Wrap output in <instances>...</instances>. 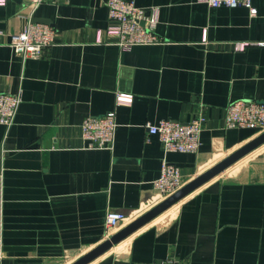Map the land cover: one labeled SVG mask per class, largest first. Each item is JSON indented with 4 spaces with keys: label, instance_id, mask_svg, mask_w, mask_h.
Returning a JSON list of instances; mask_svg holds the SVG:
<instances>
[{
    "label": "crops",
    "instance_id": "0c3cea01",
    "mask_svg": "<svg viewBox=\"0 0 264 264\" xmlns=\"http://www.w3.org/2000/svg\"><path fill=\"white\" fill-rule=\"evenodd\" d=\"M133 1L157 8L161 44L117 46L106 0L0 4V92L20 96L13 124L0 125L2 264H72L106 240L108 210L126 217L120 230L161 202L152 183L163 160L186 184L260 134L226 128L225 113L233 101L264 103V0H251L255 15L205 0ZM28 23L54 31L37 59L9 45ZM117 93L131 103L117 105ZM111 111L112 148H88L82 122ZM198 115L195 153H165L146 129ZM166 260L264 264V144L89 264Z\"/></svg>",
    "mask_w": 264,
    "mask_h": 264
},
{
    "label": "built area",
    "instance_id": "2783aa9c",
    "mask_svg": "<svg viewBox=\"0 0 264 264\" xmlns=\"http://www.w3.org/2000/svg\"><path fill=\"white\" fill-rule=\"evenodd\" d=\"M5 0H0L3 4ZM36 8L42 3H58L62 0H23ZM212 8L245 7L251 15L256 14L251 0H205ZM109 25L106 33L116 39L115 44L122 49L135 45H156L163 40L155 33L158 10L155 7L145 10L135 5L133 0H106ZM2 32H0V35ZM54 31L44 24L28 23L20 32L11 36L10 48L23 58H39L53 45ZM247 44L236 43L235 49L242 50ZM132 101L129 94H116L117 105H127ZM20 96L0 92V125L11 126L14 122ZM204 116L198 115L188 123L174 120H161L156 124L147 123L149 135H155L162 143L163 152L195 153L200 147V134L204 128ZM115 113L107 112L98 117H88L81 124V136L90 149H110L114 144L116 130ZM225 127L249 129L261 133L264 131V103L254 100L231 102L225 113ZM184 185L179 168L166 160L162 161L159 177L153 181L152 190L156 200H164ZM126 217L116 211L108 210L104 227L106 237L118 230ZM4 258L3 236L0 228V264ZM162 264H174L166 260Z\"/></svg>",
    "mask_w": 264,
    "mask_h": 264
},
{
    "label": "water",
    "instance_id": "95a60500",
    "mask_svg": "<svg viewBox=\"0 0 264 264\" xmlns=\"http://www.w3.org/2000/svg\"><path fill=\"white\" fill-rule=\"evenodd\" d=\"M264 144V131L258 136L244 144L242 147L225 157L223 160L203 172L202 174L195 177L190 182L184 184L176 192L153 206L147 212L134 219L126 226L113 233L109 238H106L103 242L98 244L92 250L82 255L72 264H89L99 256L103 255L105 252L110 250L113 246L117 245L124 239L128 238L141 227L148 224L150 221L154 220L156 217L164 213L166 210L170 209L172 206L176 205L192 192L200 188L202 185L221 174L228 167L233 165L235 162L245 157L259 146Z\"/></svg>",
    "mask_w": 264,
    "mask_h": 264
},
{
    "label": "rangeland",
    "instance_id": "374dc122",
    "mask_svg": "<svg viewBox=\"0 0 264 264\" xmlns=\"http://www.w3.org/2000/svg\"><path fill=\"white\" fill-rule=\"evenodd\" d=\"M157 203H159V202H157ZM156 205V204H155ZM139 217V216H138Z\"/></svg>",
    "mask_w": 264,
    "mask_h": 264
}]
</instances>
